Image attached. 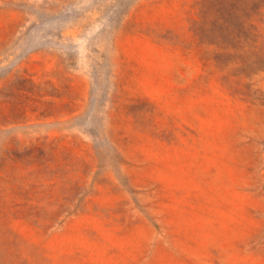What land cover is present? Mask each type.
Listing matches in <instances>:
<instances>
[{"label": "rangeland", "instance_id": "rangeland-1", "mask_svg": "<svg viewBox=\"0 0 264 264\" xmlns=\"http://www.w3.org/2000/svg\"><path fill=\"white\" fill-rule=\"evenodd\" d=\"M0 264H264V0H0Z\"/></svg>", "mask_w": 264, "mask_h": 264}]
</instances>
